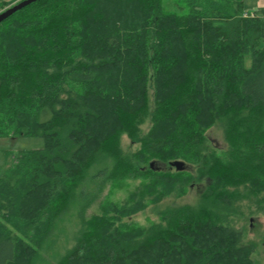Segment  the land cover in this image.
<instances>
[{"label": "trees", "instance_id": "1", "mask_svg": "<svg viewBox=\"0 0 264 264\" xmlns=\"http://www.w3.org/2000/svg\"><path fill=\"white\" fill-rule=\"evenodd\" d=\"M22 1L0 0V13ZM182 1L172 12L164 0H41L0 24V138L45 141L0 177L1 216L25 222L0 224V264H34L24 230H51L73 205L84 219L104 183L136 179L133 204L101 203L59 264H258L234 222L264 214V8ZM198 185L195 204L131 222Z\"/></svg>", "mask_w": 264, "mask_h": 264}, {"label": "rangeland", "instance_id": "2", "mask_svg": "<svg viewBox=\"0 0 264 264\" xmlns=\"http://www.w3.org/2000/svg\"><path fill=\"white\" fill-rule=\"evenodd\" d=\"M178 6L185 7L182 0H164V7L167 11L182 12ZM262 8H264V0H245L246 13H252ZM152 94L153 91H150L151 97L153 96ZM150 126L151 123L148 118L146 123L141 126L144 134L148 133ZM208 137L212 141L213 146L218 148L220 152L227 149L228 145L224 139L225 136L222 128L215 126L210 129L208 131ZM120 144L121 149L128 154L135 153L140 149V145L133 144L127 134L121 136ZM44 147L45 141L41 137L0 138V177L15 163V157L18 154L23 151L37 150ZM144 183L142 179L129 180L128 182L121 183L117 182L116 184L110 182L104 183V189L99 193L97 201L87 209L84 219L79 214L76 205H73L56 219V224L51 230L37 232L36 234L31 233L30 230H24V234L19 233L28 245L36 248L34 264H59L77 244V238L80 235L79 233L83 225L82 222L99 214L101 203L104 205H113L114 203L120 206L133 204L134 200L132 195L139 192L141 190L140 186ZM97 184H99L98 181L91 183V192L95 191ZM203 189L204 186L201 185L194 186L193 188L188 187L187 189L185 187L182 190L183 194L173 193L172 196L164 198L159 203H150L132 216L131 222H134L141 228L158 223L160 221L159 213L161 211L168 207L195 204L199 193ZM12 210L10 209L3 216L0 213V219H2V223L0 224L4 225L6 230L17 233L15 227L24 228L25 222L19 218H11L10 221L5 220L4 216L7 214L13 216L14 212ZM238 219L239 221L237 223L234 222V224L244 232L245 242H255L258 246L253 258L258 264H264V214L251 215V213L246 212L244 216Z\"/></svg>", "mask_w": 264, "mask_h": 264}, {"label": "water", "instance_id": "3", "mask_svg": "<svg viewBox=\"0 0 264 264\" xmlns=\"http://www.w3.org/2000/svg\"><path fill=\"white\" fill-rule=\"evenodd\" d=\"M37 1H41V0H24L12 7H10L9 9L3 11L0 13V24L2 22H4L5 20L9 19L11 16H13L15 13H17L18 11L24 9L25 7L37 2ZM174 167H176L178 170H183L185 167V163L177 161L174 162L172 164ZM154 166V164L152 163V167Z\"/></svg>", "mask_w": 264, "mask_h": 264}, {"label": "built area", "instance_id": "4", "mask_svg": "<svg viewBox=\"0 0 264 264\" xmlns=\"http://www.w3.org/2000/svg\"><path fill=\"white\" fill-rule=\"evenodd\" d=\"M246 17H248V13H246V15H245Z\"/></svg>", "mask_w": 264, "mask_h": 264}]
</instances>
